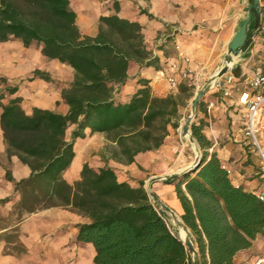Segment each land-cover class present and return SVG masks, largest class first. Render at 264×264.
I'll return each instance as SVG.
<instances>
[{"label":"trees","instance_id":"16d2710c","mask_svg":"<svg viewBox=\"0 0 264 264\" xmlns=\"http://www.w3.org/2000/svg\"><path fill=\"white\" fill-rule=\"evenodd\" d=\"M252 26L253 19L247 40ZM11 39L24 47L36 43L43 57L73 69L72 80L60 91L68 106L65 114L40 107L27 113L16 86L7 88L11 97L5 103L0 93L6 152L30 170L14 182L19 210L62 207L83 217L75 225V240L92 245L94 264H233L237 252L250 247L256 236L264 237V200L232 183L196 114L190 132L201 151L200 163L164 183L174 186L197 259L169 227L142 180L134 186L119 181L109 166L94 169L87 163L72 184L63 177L75 156V141L86 136V129L104 134L108 158L126 165L138 153L159 148L168 128L179 125L188 85L157 96L140 78L123 97L130 62L146 67L157 61L139 23L117 14L100 16L97 33L90 36L79 29L70 0H0V42ZM33 76L48 79L38 69ZM7 178L12 179L8 172Z\"/></svg>","mask_w":264,"mask_h":264},{"label":"crops","instance_id":"0c3cea01","mask_svg":"<svg viewBox=\"0 0 264 264\" xmlns=\"http://www.w3.org/2000/svg\"><path fill=\"white\" fill-rule=\"evenodd\" d=\"M252 3L253 0H112L110 9L103 11L100 10V4L97 7L91 0H70V6L76 13V23L83 34L94 36L97 33L99 17L111 14L140 24L144 43L148 49L153 50L157 61L146 67L130 62L129 80L122 89L124 98L139 85L140 78L148 80L154 95L169 94L166 75L169 71L168 61L176 57L173 43L169 41L163 50H157L155 40L158 36L171 32H176L175 40L190 56L192 71L197 75L207 72L209 79L223 66L227 54L225 47L235 32V22L240 16H247ZM257 10L258 13L252 9L254 17L249 37V45H252L250 52L254 55L264 50V0H258ZM258 15L260 22L257 21ZM39 54V59L27 60L31 67L36 61L38 65L33 67L28 83L19 86L15 95L22 97L21 105L27 113L33 107H40L65 114L68 106L61 99L60 91L72 80L73 69L61 63L69 68L70 73L67 78L62 79L43 64L42 59L45 57L40 50ZM263 67L264 63L257 66L248 78ZM36 69L43 71L48 79L34 77L33 71ZM10 74L13 76L15 73ZM210 102L213 106L208 109ZM198 106L196 118L204 121L203 131L212 143L211 149L216 151L221 162L231 170L232 183L264 196V165L243 132L246 110L238 104L237 92L234 91L230 97H224L220 92L210 89L198 101ZM176 131L177 128L169 127L159 148L138 153L132 163L124 165L108 158V155L105 156L106 162H101L93 153L108 141L104 134H89L86 129V136L75 141V156L63 177L72 184L79 178L82 164L87 163L94 169L109 166L115 170L119 181H127L134 186L139 180L145 183L148 179L151 191H148L145 184L144 187L152 201L173 216L179 224L178 227L183 229L181 206L175 196L174 186L164 183L165 179L183 173L191 163L185 154L176 149ZM93 138H98L99 142L94 143ZM258 141L264 151V131L258 134ZM7 172L11 180L7 178ZM29 172V168L16 156H8L0 128V199L8 198V202L16 204L19 194L14 192V182L27 177ZM154 177L157 179L151 180ZM26 214L19 222V239L25 246V255L36 256L44 252L49 256L62 257L67 260L66 264H94L92 245L75 240V225L84 221L83 217L62 207H50ZM84 246L86 250L83 249ZM262 255L264 237L258 235L252 240L250 247L235 254L233 264H252ZM191 256L197 259L198 253Z\"/></svg>","mask_w":264,"mask_h":264},{"label":"rangeland","instance_id":"374dc122","mask_svg":"<svg viewBox=\"0 0 264 264\" xmlns=\"http://www.w3.org/2000/svg\"><path fill=\"white\" fill-rule=\"evenodd\" d=\"M91 3L93 5H97V7L100 4V10L106 11L107 9H110L112 0H91ZM259 16L260 15L257 16L258 22H260ZM253 17L254 16L252 14V19ZM244 18H246L245 15L240 16V18L235 22L233 31L238 29ZM249 42L250 38L245 45V49L240 51L237 55L229 54L227 52V47H225L227 54L222 65H227L228 70L226 73L232 74L234 77L239 79L240 82L247 79L251 71L264 63V50L259 51L257 55L252 54L250 52L252 45H249ZM39 50L40 46L36 43L31 44L29 47H24L22 43L16 39L0 42V93L5 95L2 102H7V100L11 97V95L7 93L8 87L16 86L18 90L19 86L24 84L26 85L28 83L33 67H37L38 63L36 61V63L33 64L34 66L31 67L29 66V61L27 60L39 59ZM258 55H260V57H258ZM42 60L44 62L43 64L50 67L51 72L58 77L65 79L70 75L69 68L66 65L61 64L56 60L47 58H43ZM217 71H215L209 79H207L209 74L207 72L197 75L194 71H192V78L188 82L189 84L187 81L181 82V84L188 85L189 91L181 97L183 107L180 109L179 125L177 127V131L175 132V146L178 152H182L188 157V162H191L190 165L197 155L196 148H198V146L196 142H190L187 138L181 135L180 124H183L186 118L190 115V104L195 93L201 89L203 85L209 83ZM11 72H14L15 74L12 76L10 74ZM177 88L171 89L169 87V93H177ZM23 90L24 89H22V91ZM195 114L196 110L193 114L192 120L194 119ZM93 142L97 143L99 142V139L93 138ZM93 154L96 157H99L101 162H106L105 156L107 155V152L105 151V146H102L101 148L99 147ZM198 154L200 157V150ZM144 184L148 191H151V188L148 186V179H146ZM15 205L16 204H11L8 201L0 202V264H66L67 260L65 261L62 257L55 255L49 256L44 254V252L39 255L37 254L36 256L25 255V246L19 239V235L21 234L19 222L23 220L27 212L19 210ZM163 212L169 227L176 234L180 232L181 228L178 227L179 224L172 221V216L168 212ZM83 249L86 250L85 246Z\"/></svg>","mask_w":264,"mask_h":264},{"label":"built area","instance_id":"2783aa9c","mask_svg":"<svg viewBox=\"0 0 264 264\" xmlns=\"http://www.w3.org/2000/svg\"><path fill=\"white\" fill-rule=\"evenodd\" d=\"M175 36L176 32H171L160 35L155 40V48L161 45L166 47L169 41L173 43L176 57L168 61L169 71L166 75L167 84L171 89H176L182 81L188 83L192 78L191 58L175 40ZM209 85L210 89L220 92L224 97H230L234 91L237 92V102L246 110L243 132L264 165V151L258 141V134L264 131V67L242 82L232 74L226 73L220 77L214 76ZM212 106L213 103L210 102L208 109ZM227 172L231 174L228 168ZM256 194L264 200L262 193ZM252 264H264V255L257 257Z\"/></svg>","mask_w":264,"mask_h":264},{"label":"water","instance_id":"95a60500","mask_svg":"<svg viewBox=\"0 0 264 264\" xmlns=\"http://www.w3.org/2000/svg\"><path fill=\"white\" fill-rule=\"evenodd\" d=\"M257 3L258 0H253V3L251 4V6L248 9V13L246 18L241 22V24L239 25L238 29L234 32V34L232 35V37L230 38L229 42L227 43V52L229 54L232 55H237L240 51H243L245 49V45L247 43V38H248V26L249 23L251 22L252 19V9L254 11H256V13H258L257 10ZM227 65L222 66L216 73L215 76H222L223 74H225L227 72ZM210 85L209 83H206L205 85H203V87L201 89H199L190 104V115L186 118L185 122L181 125V135H186L189 134V141L191 142H195L194 138L191 136V132H190V124L192 122V117L193 114L195 112L196 109V105L198 103V101L201 99V97L207 92L209 91ZM199 150L198 148H196V153L197 155L195 156L194 161L192 162L191 165H189L184 172L190 171L192 169H194L195 167H197V165L200 163V157L198 154ZM157 179V177L152 178L151 180ZM162 207H164L166 210H169L167 207H165V205H162ZM184 231L186 232V237L184 239H181V237L177 234L178 238H180L184 245L187 247V249L194 255L197 254V250L193 245V242L188 234V230L187 228H185L184 226H182Z\"/></svg>","mask_w":264,"mask_h":264},{"label":"bare ground","instance_id":"6f19581e","mask_svg":"<svg viewBox=\"0 0 264 264\" xmlns=\"http://www.w3.org/2000/svg\"><path fill=\"white\" fill-rule=\"evenodd\" d=\"M229 65V64H228ZM219 70V69H218ZM183 136V135H182ZM183 137L187 138L189 140V134L184 135ZM191 142V141H190ZM194 144V143H193ZM171 217V216H170ZM172 221L175 222V218L172 216ZM181 239H184L186 237V232L184 229H181L180 232L177 233Z\"/></svg>","mask_w":264,"mask_h":264}]
</instances>
